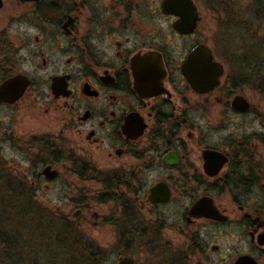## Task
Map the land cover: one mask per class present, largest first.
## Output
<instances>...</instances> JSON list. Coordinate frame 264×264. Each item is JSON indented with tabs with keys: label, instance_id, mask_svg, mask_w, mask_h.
<instances>
[{
	"label": "flooded vegetation",
	"instance_id": "flooded-vegetation-1",
	"mask_svg": "<svg viewBox=\"0 0 264 264\" xmlns=\"http://www.w3.org/2000/svg\"><path fill=\"white\" fill-rule=\"evenodd\" d=\"M164 2L0 0V88L7 84L0 100V178L31 189L35 197L62 178V169L72 195L86 192L88 181H99L104 195L114 199L119 188L132 192L138 176L145 179L159 166L170 174L148 189L145 203L152 210L164 206L177 187L191 199L181 212V235L188 243L181 262L193 257L209 264V253L222 257L221 246L200 232V225H210L219 229L212 238L224 236L223 228L241 230L261 253H240L232 264L244 256L264 264V191L251 197L255 187L264 186V175H255L259 182L248 187L245 164L259 172L264 165L251 137L209 145L194 133L198 118L211 117L215 104L222 116L243 117L255 108L238 87L264 68V0H177L170 13ZM211 19L225 37L223 62L201 35ZM198 47L209 50L224 71L219 85L206 93L196 91L183 72ZM235 96L245 97L250 110H234ZM207 150L228 159L216 175L206 168ZM173 154L179 161L167 165L165 158ZM22 161L30 167L18 168ZM48 166L58 172L55 179L41 174ZM182 178L196 185L180 187ZM208 179L213 189H200ZM160 182L171 198L153 204L150 192ZM218 196L227 200L219 203ZM204 197L213 200L217 216L190 215Z\"/></svg>",
	"mask_w": 264,
	"mask_h": 264
},
{
	"label": "rangeland",
	"instance_id": "rangeland-1",
	"mask_svg": "<svg viewBox=\"0 0 264 264\" xmlns=\"http://www.w3.org/2000/svg\"><path fill=\"white\" fill-rule=\"evenodd\" d=\"M203 4L206 3L203 2ZM203 4L202 6L206 9L205 13L210 15L207 12V6ZM212 20H210V28H207L201 35L216 50L217 60L223 62L220 56H223L225 51V37L221 33L222 29L217 25V20ZM259 72L254 79L246 78L245 83L238 87L241 93L254 104L255 108L251 113L243 117L222 116L220 110L223 108L215 104L210 107L212 109L211 117L201 116L198 118L197 129L194 133L196 132V135H199L204 143L209 145H217L230 137L246 134L251 137L249 142L254 150L255 154H253L264 165V68ZM226 77L227 72L223 77V83H225ZM188 133V130H183L182 136L188 138ZM17 159L22 160L20 156ZM21 166L30 167L27 161H22L18 168ZM197 167H199V173H202L200 165ZM161 170L157 166L152 170V174L145 179L138 176L139 180L136 181L138 187L132 192L125 188H119L118 197L114 199L109 197L103 200L101 196L107 192L104 182L88 181L86 192L80 196H74L71 192L66 191L69 184L61 169L62 178L48 188L42 187L38 195L35 196V205H38L44 214H47L46 211L52 213L51 221L58 219L60 223L64 220L71 223L76 236L72 245L79 244L78 247L83 250H86L87 247H90L91 250L102 249L103 254L92 259L102 260L100 264H116L121 256H131L136 264H185L183 261L181 262L180 256L187 253L185 250H187L188 243L181 235V230L184 228L181 222V212L185 207L190 206L191 199L188 196L180 195L177 187L168 204L152 210L145 203L148 189L159 181V177L170 174L168 171ZM173 174L175 177L178 174L177 177H179V173ZM185 180L182 178L179 183H175L181 187ZM185 183L196 185L192 180ZM15 186L12 185V187ZM20 188L25 190V188ZM199 188L212 190L211 180H205V184ZM254 191L255 193L251 197L261 195V192L264 191L263 183L255 187ZM7 195L5 190L0 189V203H2V196L7 198ZM225 200L227 198L217 197L219 203H224ZM81 209V215L74 218L73 214ZM24 227H26L27 233L26 230H23ZM34 227V225L20 226L23 230H20L21 235L27 234L29 237L25 240L26 242L19 243L15 252L12 251L13 258H18L17 255H19V258L23 259V264H34L35 259L38 260L37 264L39 262L40 264H60V262L65 264L66 260L64 261L62 257L56 263L52 261L53 258L49 260L51 257H55V252H57L55 251V238L52 236L55 231L52 230L48 235H45V238H41ZM199 229L205 241L218 243L222 248L221 258L217 254L209 253V256H212L209 264H232V258L244 252L254 253L260 257V251H253L250 238L245 237L244 232H239L241 230L231 228L228 231L223 228L220 231L225 233L224 236L212 238L211 233L219 231L218 227L200 225ZM13 230L17 232L15 228ZM190 231H194V229ZM153 239L156 240L151 243ZM72 249L71 247V255H73ZM8 252L11 251H5L0 245V264L3 261L1 256ZM192 258H188L187 264H208ZM89 259L90 257L84 254L78 258V264H93V261H89ZM67 264L75 263L68 262Z\"/></svg>",
	"mask_w": 264,
	"mask_h": 264
},
{
	"label": "trees",
	"instance_id": "trees-1",
	"mask_svg": "<svg viewBox=\"0 0 264 264\" xmlns=\"http://www.w3.org/2000/svg\"><path fill=\"white\" fill-rule=\"evenodd\" d=\"M246 157L250 158L249 155ZM245 165V172L249 174L248 180H246V185L249 187L252 184L259 182L254 176L258 174L264 175V170L259 172L261 168H257L251 163ZM241 172L242 171L239 170V176L243 175ZM0 175H2L1 172ZM251 176L254 177L253 180H250L252 179ZM0 189L5 190L8 194L7 198L2 196V203H0V245L5 249V251H11L6 255L4 254L1 256L3 260L1 261V264H23V259L21 257L19 258V255H17L18 258H13L12 251L15 252L19 243L26 242L25 240L29 237L27 234H24V236L21 235V231L26 230V227H24L22 230L20 226L24 225L29 227L30 225H34L36 227H34V230L38 231L41 238H45V235H48L52 230L55 231L52 236L55 238V251H57L58 254L55 252L56 256H53L50 259L47 257L49 260L53 258L52 261L54 263H56V261L62 257L64 261L66 260L65 264L68 262H74L75 264H78V258L84 254L90 257L89 261H93V264L101 263L102 260L95 261L92 259L102 255V249L91 250L90 247H87L86 250H83L78 247L79 244L75 246L72 245L74 244L73 239L76 236L74 235L73 226H71V223L65 220L64 222L60 223L58 219L51 221L50 216L52 213L46 211L47 214H44L43 210L38 205H35V197L33 196L31 189L25 188V190H21L16 186L12 187L10 181L2 177L0 178ZM101 198L106 200L109 198V196L104 195ZM13 228H15L17 232H15ZM25 232L27 233V230ZM71 247L73 248V255L70 253ZM37 262L38 260L36 261L35 259L34 264H37Z\"/></svg>",
	"mask_w": 264,
	"mask_h": 264
},
{
	"label": "water",
	"instance_id": "water-1",
	"mask_svg": "<svg viewBox=\"0 0 264 264\" xmlns=\"http://www.w3.org/2000/svg\"><path fill=\"white\" fill-rule=\"evenodd\" d=\"M190 3V0H188ZM177 0H165L163 8L165 12H173L174 5ZM187 8L192 7V13H194L193 6L190 4L185 5ZM185 7V9H186ZM184 9V10H185ZM188 13V11H184ZM183 33L189 31H183ZM185 77L192 84L194 89L199 93H206L213 90L220 83V79L223 75V66L213 60L211 52L203 47L196 48L191 52L187 62L185 63L183 70ZM7 84L0 88V100H2ZM233 108L239 112H247L250 110L251 105L249 101L243 96H235L233 100ZM206 160V168H212L211 175L218 174L223 165L228 162L226 156L222 155L217 151L207 150L204 153ZM179 161L178 156L175 154L167 156L165 163L167 165H175ZM41 174L47 176L48 179L52 180L58 176V172L53 170L51 166L46 167ZM171 198V191L166 183L160 182L155 185L150 192L149 200L153 204L165 203ZM82 211L78 210L73 214L74 218H78ZM191 216H217L218 211L216 210L213 200L211 198L199 199L190 211ZM116 264H136L135 260L131 256H121ZM235 264H256L255 260L250 256L241 257Z\"/></svg>",
	"mask_w": 264,
	"mask_h": 264
}]
</instances>
